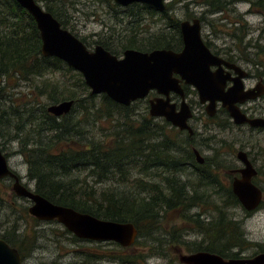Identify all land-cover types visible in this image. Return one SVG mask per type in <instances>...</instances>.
Here are the masks:
<instances>
[{"label":"trees","instance_id":"obj_1","mask_svg":"<svg viewBox=\"0 0 264 264\" xmlns=\"http://www.w3.org/2000/svg\"><path fill=\"white\" fill-rule=\"evenodd\" d=\"M39 1L61 26L73 33L72 17L68 13L73 0ZM239 1L244 0H203L209 12L225 10ZM106 2L121 11L115 16L119 20L124 16L128 26L143 16L156 14L166 23L163 29L147 36L139 37L137 30L130 28L116 39L99 37L95 43L111 53L120 54L128 48L149 51L180 47L178 21H171L167 9L139 2L127 6L112 0ZM250 2L264 18V0ZM78 38L89 47L84 38ZM40 47V35L31 15L15 0H0V99L3 100L0 102V136L17 143V151L27 163V178L33 181L36 193L53 203L97 218L132 222L137 228L134 244L146 249L145 254H128L130 246L114 242L111 243L118 247L117 251L108 249L104 254L72 249L76 251V264H101L102 260L147 264V255L165 253L170 247L187 253L207 251L224 258L239 257L250 246H256L257 250L251 255L264 251V244L247 240L243 220L232 215L233 208L242 206L231 190L228 175L222 179L214 174L221 168L215 160L218 154L212 156L213 162L197 163L169 122L155 120L146 110L138 118L135 113L138 100L123 105L105 93L91 94L80 72L57 57L43 56ZM59 71L68 76L62 74L63 78L57 82L42 78ZM26 86L28 90L23 89ZM63 100H73L68 113L59 117L47 111L49 104ZM103 122L108 126H102ZM96 128L98 132L93 133ZM0 148L4 150L3 143ZM4 155L7 157V153ZM184 166L190 168L189 175L197 181L189 183L169 176ZM81 171L85 173L84 178L75 174ZM147 174L160 177L161 183L145 180ZM88 177L98 185L111 184L98 189L90 185ZM6 181L13 180L0 178V215L3 193L12 184ZM114 183L116 185L112 186ZM11 194L16 195L13 191ZM193 208L198 210L191 212ZM244 211L245 215L251 213ZM24 212H28L26 207ZM168 212L172 215L169 220L182 219L191 225L188 230L200 237L185 240L176 238L172 231L168 234L160 223ZM3 224L6 226L0 237L17 248L23 261L36 249L38 239L45 237L37 230L30 232L21 228L16 222L7 220ZM62 233H69L74 241L92 242L76 237L65 227ZM57 236L48 239L58 245Z\"/></svg>","mask_w":264,"mask_h":264},{"label":"water","instance_id":"obj_2","mask_svg":"<svg viewBox=\"0 0 264 264\" xmlns=\"http://www.w3.org/2000/svg\"><path fill=\"white\" fill-rule=\"evenodd\" d=\"M33 18L38 29L43 56H54L64 61L82 74L91 94L105 93L111 99L123 105H130L137 99L144 98L149 91L156 90L165 98L150 100L151 116L163 117L173 125L192 131L187 124L191 109L186 101L181 102L180 110L169 101L171 90L183 91L179 84L183 80L193 85L201 103L206 102L208 114H213L216 101L230 113L235 123H249L252 126H264V118H248L237 106L258 95L255 89L243 90L241 76L234 81L232 88L225 91L226 76L210 72V65L224 60L211 53L200 35L198 19L192 23L180 22L183 47L180 51L166 48H155L142 51L128 48L121 56L111 53L102 45L93 49L87 46L71 31L61 26L59 21L37 0H15ZM120 6L134 2L145 3L157 9H166V0H112ZM233 69L241 68L233 64ZM177 74L180 78L174 76ZM73 100H63L49 104L47 111L55 116L68 113ZM199 162L203 158L196 151ZM236 157L243 163L239 169L240 177L233 179L232 191L246 211L255 210L262 201V190L253 181L256 169L247 158L245 151L240 150ZM11 178V190L19 197L30 201L28 213L38 220H56L78 238L100 241H114L121 246L132 245L137 238V228L132 222H117L97 218L71 207L56 204L36 193L21 182L19 175L8 165V159L0 148V178ZM179 261L184 264H264V251L251 256L224 258L219 254L207 251L182 253ZM0 264H28L14 246L0 237Z\"/></svg>","mask_w":264,"mask_h":264},{"label":"rangeland","instance_id":"obj_3","mask_svg":"<svg viewBox=\"0 0 264 264\" xmlns=\"http://www.w3.org/2000/svg\"><path fill=\"white\" fill-rule=\"evenodd\" d=\"M39 1V0H38ZM167 14L171 20H182L185 15L196 12L197 14L209 11L207 6H201L203 0H166ZM73 6L69 7L68 13L72 17L70 20L73 22L71 30L78 37L84 38L89 44V49H93L96 40L99 37L110 36L116 39L125 30L134 28L139 33V37L147 36L151 33H157L163 27H165V21L161 19L159 15H146L140 21L130 26L127 25L128 20L124 16H120V20L115 16L121 14L118 9H113L106 2V0H73ZM194 2V3H193ZM41 4V2L39 1ZM188 7V9H187ZM204 10V11H203ZM119 11V12H117ZM123 17V20H122ZM205 25L202 32L205 33L208 38L214 40L218 46L223 48L224 51L229 52L233 42V59L242 62H248L250 60L264 61V18L258 8L251 5L250 0H244L236 2L235 4L228 5V8L221 11L209 12L204 16ZM122 20V21H121ZM127 25V27H126ZM141 33V34H140ZM241 40V41H238ZM246 46V49H242V46ZM259 50V54L255 55L254 52ZM121 56L122 54H116ZM245 66V65H244ZM64 71L50 72L43 76V79H47L50 82H57L58 79H62ZM68 76V74H64ZM25 85V83H23ZM28 90L26 86L23 88ZM3 100L0 99V102ZM135 105V113L140 118L145 110V103L137 101ZM140 104V105H139ZM195 111L198 112L202 109L198 104L194 103ZM140 114V115H139ZM102 126H108L106 122L101 123ZM201 123H198V127ZM202 130V126L201 129ZM98 132V129H94L93 133ZM169 132V131H168ZM205 135L211 137L210 146L203 147L201 149L204 156H211L213 148L217 150L221 156H218L219 160L222 157L230 160L233 159V167L240 166L241 163L236 159L235 153L241 146L243 150L249 151L252 147L255 151H258V159L256 168L259 170V175L254 179L255 183L262 189V201L260 205L250 214L245 215L243 207H236L232 210V215L236 219L243 220V228L246 234L247 240L252 243L264 244V165L262 164L261 157L264 156V135L249 132L245 127L242 128H227V127H214L206 132ZM0 143H3V152L7 153L9 167L16 171L20 176L21 182L34 188L33 181L27 178V163L23 156L17 151V143L9 141L7 136H0ZM251 148V149H252ZM200 149V148H198ZM226 163V162H225ZM220 168V178H225L224 169L228 168V165H224ZM230 164V163H226ZM159 172V171H158ZM80 178H84L85 173L83 171L75 173ZM189 167L178 168L177 171L172 172L169 176L181 179L182 181H189V183L195 182L194 178L190 175ZM145 180H151L152 182L161 183V178L156 175H145ZM87 181L94 185L96 188L108 187L111 183L95 184L92 183L91 177L87 178ZM177 181V180H176ZM12 183V181H6L5 183ZM158 183V184H159ZM116 185V183L112 184ZM131 186V184H129ZM122 188L123 186L120 185ZM128 187L126 186V189ZM129 189V188H128ZM137 192V189H132ZM11 188L3 193V200L1 206L0 222L5 223L9 220L11 223L16 222L21 228H26L27 231L33 230L39 231V234L45 235L44 238H39L37 241L36 249L31 253L28 259L25 260L28 264H76V251H87L90 253H106V250L112 249L117 251V246L111 242L114 241H101V242H84L74 241L69 233L66 235L62 233L64 226L58 223L56 220L35 222L33 216L28 212H24V208H28L31 204L29 200L23 199L19 196L11 194ZM210 205H213L212 203ZM206 204L203 206L206 208ZM202 207V208H203ZM198 209L193 208L191 212H196ZM171 212L166 213L165 220L160 222L162 228L165 231L174 234L176 238H183L185 240H193L199 238L197 233L190 232L188 223H185L182 219H172ZM205 214L202 215L204 217ZM194 225V224H193ZM5 224L0 225V233L4 231ZM195 226V225H194ZM174 228V229H173ZM192 228V227H191ZM179 229V233H177ZM181 230V231H180ZM164 233V232H162ZM54 235H58L60 240L58 245H54L48 238H55ZM47 236V237H46ZM67 236V237H66ZM168 236V235H167ZM66 237V238H64ZM89 240V239H88ZM116 243V242H114ZM134 244V243H133ZM130 245L127 249L128 254H141L146 252L145 247L140 244ZM172 246V245H170ZM169 246V247H170ZM174 246V245H173ZM257 252L256 246H250L242 254L249 256ZM187 253L185 250L178 248L175 251V247L159 255H147V264H183L179 261V254ZM101 264H121L118 261H105L102 260ZM98 264V263H97ZM143 264V263H140Z\"/></svg>","mask_w":264,"mask_h":264},{"label":"flooded vegetation","instance_id":"obj_4","mask_svg":"<svg viewBox=\"0 0 264 264\" xmlns=\"http://www.w3.org/2000/svg\"><path fill=\"white\" fill-rule=\"evenodd\" d=\"M194 3V2H193ZM205 3L202 1L201 6H204ZM167 9V6H166ZM188 9V7H187ZM204 11V10H203ZM204 16L206 13H209V11L202 12ZM201 13L197 14L196 12L187 14L184 16L182 20H178V26H179V34L181 37V32H180V22L181 21H189L190 23L193 22L194 19H198L199 21V27H200V35L205 43V45L209 48L211 53L214 55L219 56L221 59H223V62H218V63H213L210 65V72H214L217 74H220L222 76H226L227 80L224 86L225 91H227L229 88H232L234 85V80L238 77L239 74H242L240 80L242 84V89L243 90H248V89H255V92H261L258 95H256L253 98L246 99L242 102H237V106L239 107L240 111L244 113L248 118H264V61H255V60H250L248 62H242V61H237L233 59V42L230 48L229 52H226L216 44L214 40H211L208 38V36L205 35V33L202 32V29H204L205 25V18ZM172 21V20H171ZM264 32V30H263ZM264 39V38H263ZM97 45V44H95ZM94 45V46H95ZM101 45V44H100ZM183 47V40L181 37V45L177 50L174 51H180ZM124 51V50H123ZM263 51H264V45H263ZM122 54V53H121ZM233 64L239 66L241 68L240 71H236L233 69ZM245 65V66H244ZM174 76L180 78L177 74H174ZM179 84L181 86V89L183 91V97L179 92H175L171 90L169 92V101L171 103L175 104V110L179 111L181 102L184 99L186 103L188 104L189 108L191 109V116L187 119V124L189 125L190 130L188 129H181L175 125H173L171 122L165 120L163 117H157V116H151L149 113L150 109V100L163 97L165 98L162 94H159L156 90H151L149 93L139 100L141 103H145V110L148 112V114L154 118L155 120L158 119H164L165 121L169 122L170 126L174 127L176 132L178 133V136L181 137L183 142L186 145V148L188 147L194 157V160L199 163V164H204L206 161H212V156H221L220 153L215 151L213 148V153L211 156H204L202 154L201 149L203 147H213L210 145V140L211 137L209 135H205L206 132L209 133L210 129H213L214 127H227V128H242L245 127L249 132L251 133H256V134H263L264 135V126H252L249 123H235L233 120V117L230 115V113L222 106L220 101H216L215 103V110L213 114H208L206 110V102L201 103L198 95L197 89L191 85L185 83L183 80L179 81ZM194 103L198 104L202 109H200L197 113L195 111V105ZM198 123H201V126L198 127ZM244 146H241L240 148L237 149L236 153L240 150H243ZM200 148V149H198ZM252 148V147H251ZM249 149V151H245L248 160L252 164V166L256 169V174L252 177V181L254 182V179L259 175V170L256 168L257 164V159L258 157V151L254 152V149ZM196 151L200 154V156L203 158L202 162H199L196 157ZM216 153V154H215ZM235 153V157H236ZM217 156V158H218ZM236 159L241 163L240 166H234L233 167V159L231 158L230 160L226 159L225 157H222V160L215 159L216 161L219 162V165L221 168L222 163H230V164H224L228 165V168L224 169L225 174L228 175L227 177L230 180L231 184V190H232V184H233V179L235 177H240L241 174L239 172V169L243 167V163L236 157ZM262 164L264 165V156L261 157ZM264 173V172H263ZM216 175L221 174V171H215ZM255 183V182H254ZM257 185V184H256ZM258 186V185H257ZM259 187V186H258ZM260 188V187H259ZM262 190V189H261ZM233 192V191H232ZM51 221V220H50ZM2 238V237H1ZM94 242H101L100 240H92ZM128 247V246H127ZM92 263V262H91ZM93 264V263H92ZM97 264V262H96Z\"/></svg>","mask_w":264,"mask_h":264},{"label":"bare ground","instance_id":"obj_5","mask_svg":"<svg viewBox=\"0 0 264 264\" xmlns=\"http://www.w3.org/2000/svg\"><path fill=\"white\" fill-rule=\"evenodd\" d=\"M63 116V115H62ZM60 117V116H59Z\"/></svg>","mask_w":264,"mask_h":264}]
</instances>
